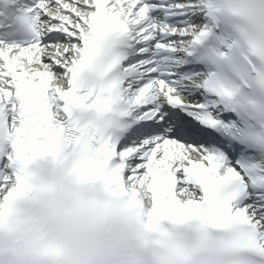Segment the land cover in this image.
<instances>
[{"label": "snow or ice", "instance_id": "6c2138e0", "mask_svg": "<svg viewBox=\"0 0 264 264\" xmlns=\"http://www.w3.org/2000/svg\"><path fill=\"white\" fill-rule=\"evenodd\" d=\"M0 264H264V0H0Z\"/></svg>", "mask_w": 264, "mask_h": 264}]
</instances>
